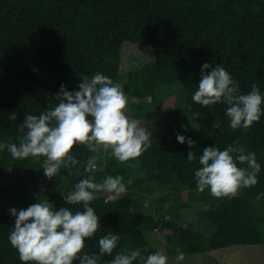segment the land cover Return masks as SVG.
Returning a JSON list of instances; mask_svg holds the SVG:
<instances>
[{
    "label": "trees",
    "instance_id": "trees-1",
    "mask_svg": "<svg viewBox=\"0 0 264 264\" xmlns=\"http://www.w3.org/2000/svg\"><path fill=\"white\" fill-rule=\"evenodd\" d=\"M125 42L148 47L153 60L121 73ZM206 62L222 65L242 94L256 83L264 95V0H0V264H23L8 239L15 223L11 208L49 200L56 210L82 211V204L68 205L63 195L90 176L96 183L121 176L126 185L123 194L106 198L97 192L91 202L101 227L85 240L81 255H99L98 241L109 232L120 237L113 254L103 255L99 264H110L125 248L140 249L143 258L156 252L148 235L154 230L168 231L163 235L168 257L176 256L177 247L186 256L264 244V195L256 199L264 193V115L252 127L234 131L226 104H196L192 95ZM97 72L119 83L127 99L136 102L131 113L137 121H149L158 112L148 108L153 95L165 89L170 97L178 87V98L164 109L167 129L151 136V147L121 164L110 149L103 156L104 150L91 153L76 145L72 154L83 175L61 168L52 179L41 167L43 157L13 159L7 145L24 134L26 114L39 115L58 104L62 84L78 90L82 78ZM13 112L17 119L10 121ZM215 121L219 128L212 127ZM183 122L195 123L196 129L182 130ZM177 134L194 140L195 147L179 143ZM229 144L256 154L261 165L257 185L233 199L214 198L208 190L198 193L195 170L203 149L225 150ZM189 151L197 158L191 163ZM89 158L97 167L85 173ZM153 194L164 199L157 214L146 203Z\"/></svg>",
    "mask_w": 264,
    "mask_h": 264
},
{
    "label": "clouds",
    "instance_id": "clouds-1",
    "mask_svg": "<svg viewBox=\"0 0 264 264\" xmlns=\"http://www.w3.org/2000/svg\"><path fill=\"white\" fill-rule=\"evenodd\" d=\"M59 103L39 115L26 114L22 128L24 134L18 143L9 141L7 150L15 160L43 157L42 168L48 179H52L61 168L70 169V174L83 175L76 167L80 161L72 154L76 145L84 146L91 153L111 150L113 157L121 164L138 159L151 147V133L127 115L128 100L119 83L107 75L97 72L91 78L84 77L78 90L69 91L63 84L56 96ZM192 100L205 108L224 103L230 127L235 131L248 129L259 122L264 115V95L258 84L253 83L246 94L240 92L239 84L222 65L204 63L198 90ZM8 119L14 121L13 112ZM213 128H219L214 122ZM187 130V128H185ZM177 141L194 148L196 142L177 134ZM189 151V163L196 160ZM195 170L196 191L208 190L212 197L233 199L242 189L252 188L258 183L261 165L254 152L235 144L225 150L205 147ZM246 165V167H239ZM97 165L89 158L84 166L85 173L95 171ZM75 170L74 173L71 170ZM95 178L81 179L74 190L63 195L68 205H83L82 211L73 213L68 207L54 209L49 200L34 203L26 209L11 208L15 218L9 233V241L19 253L23 264H99L105 254L111 256L120 237L112 232L99 239V255L83 254L85 240L92 238L100 229V218L91 202L95 193L123 194L126 185L121 176H108L101 183ZM128 183H132L131 180ZM264 193L258 194L259 201ZM138 258L144 264H169L163 251H156L146 258L140 249L127 248L118 252L110 264H134ZM185 253L176 248L174 264H182Z\"/></svg>",
    "mask_w": 264,
    "mask_h": 264
},
{
    "label": "rangeland",
    "instance_id": "rangeland-1",
    "mask_svg": "<svg viewBox=\"0 0 264 264\" xmlns=\"http://www.w3.org/2000/svg\"><path fill=\"white\" fill-rule=\"evenodd\" d=\"M152 60V52L148 47L125 42L121 47L119 69L121 73H129L130 71H133L147 62H151ZM170 94V97L166 96V90L162 89L158 95H153L148 101V108L158 112H156L149 121H138L140 126L147 132L151 133L152 136L163 134L167 129V126L164 124L165 118L167 117L164 109L171 107L176 98H178V87L174 86V88L171 89ZM135 103L136 102L132 103L128 100L127 115L130 119H134L131 109L136 106ZM181 128L182 130H185V128H187V130H194L196 129V124L193 122H183L181 124ZM106 155L107 152L104 151L103 156ZM6 187L8 191H14L12 183H8ZM99 193L106 198H113L117 195L106 192ZM162 202H164V199L156 194L151 195V197H149L146 201L147 205H151V210L154 214L158 213V206ZM208 205L210 208L215 207V203H210ZM195 218L194 213H191L189 219L193 220ZM165 233H168V231L154 230L148 233L149 237L153 240L156 251L164 252L165 240L163 235ZM168 258L169 264H174L175 257ZM182 264H264V244L230 246L211 250L200 255H186Z\"/></svg>",
    "mask_w": 264,
    "mask_h": 264
}]
</instances>
